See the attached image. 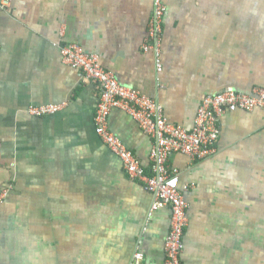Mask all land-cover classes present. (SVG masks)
Returning a JSON list of instances; mask_svg holds the SVG:
<instances>
[{
    "label": "crops",
    "instance_id": "1",
    "mask_svg": "<svg viewBox=\"0 0 264 264\" xmlns=\"http://www.w3.org/2000/svg\"><path fill=\"white\" fill-rule=\"evenodd\" d=\"M162 71L144 49L154 0H11L0 11V264H165L172 212L97 134L98 85L78 43L120 83L194 126L203 99L264 88V0H164ZM63 104L36 117L32 105ZM110 129L151 170L152 139L115 107ZM189 204L181 264H264V110L220 117L216 152L175 153ZM4 191L7 194L2 197Z\"/></svg>",
    "mask_w": 264,
    "mask_h": 264
},
{
    "label": "built area",
    "instance_id": "2",
    "mask_svg": "<svg viewBox=\"0 0 264 264\" xmlns=\"http://www.w3.org/2000/svg\"><path fill=\"white\" fill-rule=\"evenodd\" d=\"M11 0H0V11L10 7ZM167 5L164 0H154L144 49L156 57L157 69L162 71V44L164 17ZM63 61L81 70L100 89V100L95 114L97 134L121 159L128 176L143 182L152 194L150 212L170 208V231L165 240V264H181L184 251V232L189 219V204L185 192L190 185L181 184L179 170L170 164L175 153L188 155L192 161L203 160L216 152L220 137V117L229 111L264 110V88L251 93L226 90L206 96L195 118L192 129L170 122L157 98L119 82L112 71L105 69L96 53L87 51L78 43L59 45ZM63 104L32 105L28 112L36 117L55 114ZM129 113L152 139L151 170L143 167L138 157L111 129L109 117L113 108ZM7 194L4 191L2 197ZM130 264H148L143 251L137 249Z\"/></svg>",
    "mask_w": 264,
    "mask_h": 264
}]
</instances>
